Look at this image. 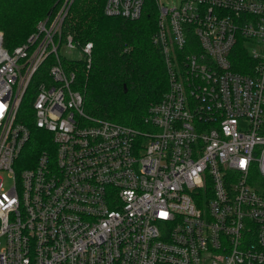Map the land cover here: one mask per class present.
Wrapping results in <instances>:
<instances>
[{
  "label": "built area",
  "instance_id": "1",
  "mask_svg": "<svg viewBox=\"0 0 264 264\" xmlns=\"http://www.w3.org/2000/svg\"><path fill=\"white\" fill-rule=\"evenodd\" d=\"M71 1L12 49L0 29V264H264V0H151L167 86L141 127L85 110ZM78 49L89 65L92 43ZM31 91L53 150L26 151Z\"/></svg>",
  "mask_w": 264,
  "mask_h": 264
},
{
  "label": "trees",
  "instance_id": "2",
  "mask_svg": "<svg viewBox=\"0 0 264 264\" xmlns=\"http://www.w3.org/2000/svg\"><path fill=\"white\" fill-rule=\"evenodd\" d=\"M61 2L0 0V29L4 45L12 49L25 41L35 30L37 22L48 14L52 15ZM104 2L71 1L62 35L71 34L77 48L90 41L91 60L86 65L82 58L70 57L64 63L67 69H74L72 84L83 93V105L87 112L141 127L148 104L158 100L167 86L163 55L152 41L157 11L153 2L148 0V7L140 17L129 19L105 14ZM246 55L244 50L238 53V56ZM236 69L242 70L239 67ZM32 98L31 91L24 97L20 109V119L30 129L26 151L37 153L43 148L53 150L50 132L36 128L28 116Z\"/></svg>",
  "mask_w": 264,
  "mask_h": 264
},
{
  "label": "rangeland",
  "instance_id": "3",
  "mask_svg": "<svg viewBox=\"0 0 264 264\" xmlns=\"http://www.w3.org/2000/svg\"><path fill=\"white\" fill-rule=\"evenodd\" d=\"M160 1L170 6L172 4H178L180 0H160ZM60 49L61 51H63V47H61ZM64 51H65L66 56L68 57H71V58L80 57V51L77 47L66 48ZM18 165L24 166V163L22 161H19ZM7 181H8V178L4 179V183H6Z\"/></svg>",
  "mask_w": 264,
  "mask_h": 264
},
{
  "label": "bare ground",
  "instance_id": "4",
  "mask_svg": "<svg viewBox=\"0 0 264 264\" xmlns=\"http://www.w3.org/2000/svg\"><path fill=\"white\" fill-rule=\"evenodd\" d=\"M235 66H236V65H235ZM236 67H237V66H236ZM236 67H235V68H236ZM31 140H32V139H31ZM30 143H31V142H30ZM44 146H45V145H44ZM27 148H28V147H27ZM29 148L31 149L32 147H29ZM32 151H33V150H32ZM35 151H36V150H35Z\"/></svg>",
  "mask_w": 264,
  "mask_h": 264
},
{
  "label": "snow or ice",
  "instance_id": "5",
  "mask_svg": "<svg viewBox=\"0 0 264 264\" xmlns=\"http://www.w3.org/2000/svg\"><path fill=\"white\" fill-rule=\"evenodd\" d=\"M0 107H2V106H0Z\"/></svg>",
  "mask_w": 264,
  "mask_h": 264
}]
</instances>
